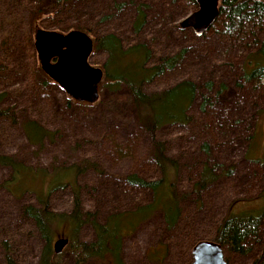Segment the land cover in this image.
<instances>
[{
    "label": "rangeland",
    "instance_id": "374dc122",
    "mask_svg": "<svg viewBox=\"0 0 264 264\" xmlns=\"http://www.w3.org/2000/svg\"><path fill=\"white\" fill-rule=\"evenodd\" d=\"M53 2L0 0V111L4 113L0 116V155L15 159L27 169L47 173L53 167L89 161L93 166L81 170L75 181L83 188L81 207L97 211L103 223L112 213L126 212L151 201L149 191L127 187L121 179L129 174L147 179H157L159 175L151 160L150 136L139 127L125 88L115 94L103 90L91 106L68 104L59 86L37 76L36 54L26 40L28 31L35 27L67 32L51 22ZM66 5L70 30L88 28L93 41L102 34H113L125 49L144 44L150 51L148 66L184 51L171 70H165L143 89L154 93L182 81L194 83L196 92L188 114L196 122L209 124L214 138L211 155L207 158L202 154L200 144L204 139L197 137L200 132L191 125H170L158 132L167 154L180 165L175 183L178 196H182L179 221L168 229L162 212L157 211L131 227L122 238L121 263L190 264L193 245L200 240H215L218 227L232 207L239 212L242 208L236 210L237 207L243 205L244 210L258 214L264 206V79L249 83L241 80L243 58L264 42V23L260 27L246 25L233 37L219 38L207 31L200 39L190 29L176 28L192 12L185 0H68ZM139 10L145 14L144 27L135 32L133 23ZM8 43L14 46L8 48ZM91 56L88 62L100 67L105 54H96L95 61ZM208 83H212L210 90ZM221 85L225 90L218 95ZM202 95L209 99L203 113ZM27 121L53 135L32 145L21 128ZM204 163L219 166L214 172L219 180L201 191L196 200L192 185L199 179ZM229 166L233 172L220 176V169ZM11 176L10 169L0 167V264H6L7 251H12L17 264H37L38 238L31 222L22 215L24 206H38V192L46 198L51 211L69 213L73 209L71 186L52 189L40 175L23 174L9 184L10 192L2 184ZM134 219L124 217L119 223L124 226ZM59 238L68 239L67 232L60 231L54 242ZM79 238L92 241V228L85 225ZM245 246L248 250L243 253L224 248L227 264H252L261 254L264 218L257 236ZM59 262L73 264V257L64 252Z\"/></svg>",
    "mask_w": 264,
    "mask_h": 264
},
{
    "label": "trees",
    "instance_id": "16d2710c",
    "mask_svg": "<svg viewBox=\"0 0 264 264\" xmlns=\"http://www.w3.org/2000/svg\"><path fill=\"white\" fill-rule=\"evenodd\" d=\"M28 1L32 4L40 0ZM53 1L51 15H49L51 22L57 24L64 31H70V20L65 16V13H69L66 8L68 0ZM185 3L190 11H194L197 8L195 0H185ZM39 14L40 12L37 13V15ZM34 15L35 11L32 16ZM144 16V11L139 10L133 23L135 32H139L144 27ZM263 23L264 0H221L218 6V17L208 29V32L219 38H229L241 32L246 25L255 24L260 27ZM176 28L181 30L178 25ZM34 30L35 27H33L32 32ZM76 30L91 35V30L88 28L77 27ZM204 37L205 34L200 36V39ZM93 39L91 57L94 59L96 54L100 52L105 54L100 67H97L104 73L103 79L98 86V93L100 94L103 90H106L115 94L121 88H125L129 92L131 109L136 116L137 123L150 136L151 160L159 176L157 179H147L137 174H129L124 179H121L127 187H138L149 191L151 201L146 205L139 204L134 209L126 212L112 213L106 216L104 222L101 223L97 211H85L81 207L83 188L75 181V177L81 170L93 166L89 161L69 167H53L51 172L47 173L44 170L27 169L15 159L0 155V167H5L12 171L10 180L2 184L7 191L13 192L12 183L16 182L17 177L23 174L29 176L40 175L52 189L66 186L67 184L71 186L73 209L69 213L51 211L46 198L43 195L39 196L38 192L35 195L39 205L24 206L22 215L31 222L33 233L38 238L37 264H60L59 258L64 252L72 255L73 264H86L90 261L122 264V238L129 233L131 227L134 228L139 222L148 219L157 211L162 212L168 229L177 225L179 221L177 218L180 212L179 202L182 196H178L175 190V183L180 165L177 159L167 154L166 144L157 137L158 132L163 127H169L170 125L188 127L191 125L193 130L197 129L200 132L197 137L201 136L204 139V142L200 144L202 154L207 158L211 155V144H213L214 138H212L209 131V124L202 120L196 122L188 114L196 92L194 83L182 81L169 89L154 93H146L143 89L145 84L152 82L165 70H171L182 58L184 51L173 57L160 58L158 59V64L148 66L150 51L144 44H136L125 49L121 46L119 39L109 33ZM26 40L30 42L31 35ZM8 45V48L14 46V44L10 45L9 43ZM259 46L257 50L248 53L243 58L245 61L243 62L241 80L245 83L264 79V42ZM95 64H97V61ZM36 72L37 76L44 80L46 79V82L49 81L38 65H36ZM238 84L240 85V82ZM211 85L212 83L206 85L209 90ZM223 90H225V87L221 85L220 90L217 92L218 95ZM201 98L200 111L203 113L209 99L205 95H202ZM67 103L74 104L78 102L72 101L67 97ZM81 104L92 105L88 103ZM3 114L0 111V116ZM21 128L28 142L32 145L39 144L45 137L53 135V133L43 129L33 121L25 122ZM217 167H219L217 164L208 165L204 163L202 165L199 179L192 185L196 200H199L201 191L219 180V176L214 173ZM232 172L233 167L229 166L227 169H222V171L220 169V176H228ZM9 184H11L10 187ZM49 192L50 190L47 191V194ZM239 208L243 210H238ZM244 209L243 205H239L236 209L239 212H235L232 207L231 212L223 218L218 227L214 239L223 249L227 248L229 251L243 253L248 250L244 247H246L245 245L249 240L257 236L260 221L264 218V206L258 214ZM124 217H135L136 219H134V222L125 223L123 226L119 222ZM85 225H89L93 230V240L90 242L82 241L79 238V234ZM62 230L67 232L69 242L60 254H55L53 251L54 240ZM11 254L12 251H7L5 263L17 264ZM252 264H264V248Z\"/></svg>",
    "mask_w": 264,
    "mask_h": 264
},
{
    "label": "water",
    "instance_id": "95a60500",
    "mask_svg": "<svg viewBox=\"0 0 264 264\" xmlns=\"http://www.w3.org/2000/svg\"><path fill=\"white\" fill-rule=\"evenodd\" d=\"M195 1L197 8L178 26L182 30L190 29L200 37L216 21L221 0ZM34 49L41 70L70 99L89 104L98 100V86L104 73L88 62L93 50V40L88 34L77 30L62 34L40 29L35 32ZM68 242L67 238H59L53 244L54 253L60 254ZM191 258L190 264H227L224 249L215 240L196 242L191 249Z\"/></svg>",
    "mask_w": 264,
    "mask_h": 264
},
{
    "label": "flooded vegetation",
    "instance_id": "af4514ba",
    "mask_svg": "<svg viewBox=\"0 0 264 264\" xmlns=\"http://www.w3.org/2000/svg\"><path fill=\"white\" fill-rule=\"evenodd\" d=\"M37 30H40V29H35L34 31L36 32ZM43 30V29H42ZM33 31V32H34ZM70 31H72V30H70ZM78 31V30H77ZM33 32H32V30L30 31V33H29V36L31 35V41L30 42H28L29 44H30V49L32 48V49H34V36H35V33H34V35H33ZM55 32H58V31H55ZM67 32H69V31H67ZM67 32H59V33H62V34H65V33H67ZM32 33V34H31ZM0 50H1V46H0ZM34 51H35V49H34ZM35 54H36V52H35ZM32 55H34V54H32ZM34 57H35V55H34ZM35 59H37V56L35 57ZM52 62H54V61H52ZM36 64H38L39 65V63H38V60H37V62H36V60H35V65ZM89 64L91 65V63H90V61H89ZM39 67H40V65H39ZM41 69V68H40ZM43 72V71H42ZM44 73V72H43ZM44 75L46 76V78L49 80V81H51L48 77H47V75L44 73ZM45 81H46V79H45ZM48 81V82H49ZM57 85V84H56ZM58 86V85H57Z\"/></svg>",
    "mask_w": 264,
    "mask_h": 264
}]
</instances>
